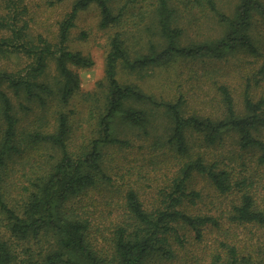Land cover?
<instances>
[{
	"label": "trees",
	"instance_id": "obj_1",
	"mask_svg": "<svg viewBox=\"0 0 264 264\" xmlns=\"http://www.w3.org/2000/svg\"><path fill=\"white\" fill-rule=\"evenodd\" d=\"M156 1L155 23L158 34L164 39L161 49L150 44L147 53L132 56L123 33L116 31L110 39L104 69L108 85L106 109L99 120L100 136L93 140L90 150L76 157L68 153V117L59 112L53 131L34 132L32 136L36 142L59 147L62 150L60 159L43 181L36 185V192L31 193L21 214L1 202L9 235L17 239L34 238L41 231H51L57 235L58 247L47 255V264H77L74 260L77 255L88 264H104L107 261L103 253L92 247L87 237V221L79 216L73 217L64 205L86 192L99 179L108 180L101 167V147L128 143L114 133L115 117L120 114L130 129L138 128L149 133V127L155 128V118L151 112L153 108H161L166 118L164 132L154 145L173 149L180 159L178 175L172 184H168L169 187L159 190L157 197L148 203L133 187L125 189L122 195L125 217L116 226L110 240L112 264H149L155 257L172 262L177 256V248L186 246L185 242L189 241L187 237L201 242L212 232L221 239L214 238L216 245L213 249L212 245H207L210 264H264V198L251 191L246 172L242 174L236 169L235 162L237 166H244V159L238 157V160L235 158L228 163L221 159H206L201 152L192 151L188 135L189 132L201 135L202 143L207 147L221 140L224 133L233 132L239 147L257 150L256 159L264 165V139L254 134L264 131V100L253 101L245 94L243 113H238L231 95L221 85L225 107L223 118L185 116L180 99L176 102L158 101L136 85L121 84L117 79L118 67L129 72H140L178 57L208 56L220 59L239 49L254 52L248 28L254 12L264 17V5L260 0H239L232 17L219 14L226 29L220 38L182 45L179 43L182 29L172 25L174 9L168 6V0ZM205 1L207 6L214 9V0ZM195 2L201 4L203 0ZM91 4L99 9L101 28L116 25L121 20L122 11L114 12L109 0H74L70 11L59 22L57 41L51 43L40 34L32 36L28 32L23 0H0V56L29 59L21 69H0V115L3 121L0 167L10 157L16 135L17 120L7 91L29 100L35 99L41 105L48 97L66 103L79 87V77L69 65L81 68L92 66L93 60L89 56L66 46L78 11ZM50 58H54L60 78L55 88L41 78ZM146 106L149 108L146 109ZM192 175L204 177L220 196H231L224 218L192 210L200 198V193L189 187ZM239 228L243 230L241 234L237 231ZM13 258L12 246L0 234V264H11Z\"/></svg>",
	"mask_w": 264,
	"mask_h": 264
},
{
	"label": "rangeland",
	"instance_id": "obj_2",
	"mask_svg": "<svg viewBox=\"0 0 264 264\" xmlns=\"http://www.w3.org/2000/svg\"><path fill=\"white\" fill-rule=\"evenodd\" d=\"M74 0H23L26 7L25 18L28 32L42 35L51 43L57 41L59 22L70 11ZM214 9L195 0H168L174 9L172 25L182 29L179 43L209 42L220 38L224 24L219 14L232 17L239 0H214ZM264 5V0H260ZM187 2H190L187 3ZM114 12L122 11L119 23L107 28L99 26V9L95 4L78 11L74 26L70 28L66 46L72 51H80L93 60L92 66L81 68L69 65L79 77V87L66 103L58 98L48 97L45 104L16 96L7 91L13 113L17 120L13 149L5 165L0 167V234L13 248L11 264H47L46 258L58 247V237L51 231H41L36 237L17 239L9 235L5 227L6 216L1 202L15 213L21 214L36 185L41 183L60 159L62 150L52 144L33 140L34 132H51L56 126V117L63 112L68 117L69 134L66 150L73 157L90 150L93 140L100 136L99 120L106 109L107 81L105 79V56L109 50L112 35L119 31L132 56L147 53L148 46L154 44L159 50L164 39L158 34L154 8L156 0H109ZM255 51L239 49L223 58L213 57L183 58L147 67L140 72H129L118 67L117 79L121 84H133L146 94L162 102H182L185 116L221 119L225 115L220 86H224L233 100L234 108L243 113V97L264 100V17L254 12L248 28ZM29 59L23 56H0V69L18 70ZM53 88L58 85L56 63L50 58L43 77ZM139 106V105H138ZM149 108L146 106V109ZM161 108H153L155 128H131L120 114L115 117L113 130L127 145H106L101 147V167L108 177L78 197L72 198L64 207L73 217H81L89 225L88 238L93 248L111 262V236L124 216L122 195L125 189L133 187L148 203L157 197V192L169 187L178 175L180 159L173 149L155 147L154 142L163 134L166 118ZM3 121L0 115V142ZM147 131V132H148ZM254 134L264 139V131ZM193 152H201L206 159H221L228 163L243 158L245 165L236 169L246 172L251 191L264 198V165L259 164L257 150L241 149L236 143V134L226 132L216 144L205 147L201 135L189 132ZM189 187L200 193L201 200L192 206L196 213L221 215L224 218L230 205L231 196H220L202 176L192 175ZM63 207V208H64ZM224 225L226 220H222ZM240 234L242 229L237 230ZM187 232V231H186ZM191 236V232L189 234ZM211 233L197 242L187 237L186 246L177 248V256L172 262L152 258L149 264H210L207 245L214 244ZM239 237H242L239 235ZM218 239H221L217 237ZM216 249V248H215ZM214 249V250H215ZM213 250V251H214ZM77 264H88L82 257L75 256Z\"/></svg>",
	"mask_w": 264,
	"mask_h": 264
}]
</instances>
